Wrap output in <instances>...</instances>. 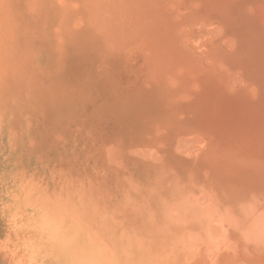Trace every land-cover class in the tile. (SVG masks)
<instances>
[{
    "label": "rangeland",
    "instance_id": "rangeland-1",
    "mask_svg": "<svg viewBox=\"0 0 264 264\" xmlns=\"http://www.w3.org/2000/svg\"><path fill=\"white\" fill-rule=\"evenodd\" d=\"M0 264H264V0H0Z\"/></svg>",
    "mask_w": 264,
    "mask_h": 264
}]
</instances>
